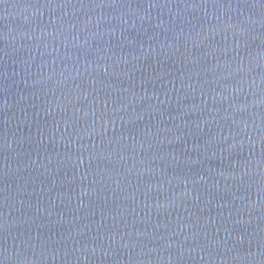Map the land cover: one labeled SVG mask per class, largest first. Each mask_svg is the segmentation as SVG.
I'll use <instances>...</instances> for the list:
<instances>
[{"label": "water", "instance_id": "water-1", "mask_svg": "<svg viewBox=\"0 0 264 264\" xmlns=\"http://www.w3.org/2000/svg\"><path fill=\"white\" fill-rule=\"evenodd\" d=\"M0 264H264V0H0Z\"/></svg>", "mask_w": 264, "mask_h": 264}]
</instances>
